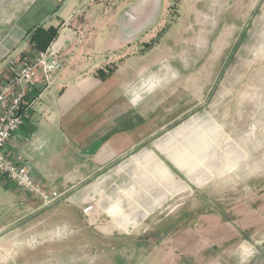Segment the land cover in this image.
Here are the masks:
<instances>
[{"label":"rangeland","instance_id":"rangeland-1","mask_svg":"<svg viewBox=\"0 0 264 264\" xmlns=\"http://www.w3.org/2000/svg\"><path fill=\"white\" fill-rule=\"evenodd\" d=\"M104 1L148 22L108 78L158 84V131L67 196L92 215L0 209V264H264V0Z\"/></svg>","mask_w":264,"mask_h":264},{"label":"crops","instance_id":"crops-1","mask_svg":"<svg viewBox=\"0 0 264 264\" xmlns=\"http://www.w3.org/2000/svg\"><path fill=\"white\" fill-rule=\"evenodd\" d=\"M116 6L121 11L124 4ZM105 7L104 0H0V80L7 75L9 58L37 56L30 43L33 30L60 27L49 47L53 82L48 86L44 69L38 70L24 125L5 154L14 161L22 159L37 183L64 197L137 152L158 131L145 123V109L153 103L149 95L158 84H142L128 99L113 95L118 82L108 78L118 71L111 66L114 56L137 40L148 22L134 13L111 15ZM109 95L113 97L107 100ZM7 181L0 175L3 212L25 207L27 215L42 208L32 207V196Z\"/></svg>","mask_w":264,"mask_h":264},{"label":"built area","instance_id":"built-area-1","mask_svg":"<svg viewBox=\"0 0 264 264\" xmlns=\"http://www.w3.org/2000/svg\"><path fill=\"white\" fill-rule=\"evenodd\" d=\"M52 50L38 52L37 56L28 58L13 57L7 60V75L0 80V175L12 182L16 187L39 201L43 207H50L59 202L67 201L54 190H49L37 183L31 176L30 169L23 164L22 159L14 161L5 154L8 143L25 122V112L31 105L27 102L29 92L35 86V79L40 68L45 71V82L50 86L49 58ZM94 211L92 204L85 205L82 209L84 215Z\"/></svg>","mask_w":264,"mask_h":264},{"label":"trees","instance_id":"trees-1","mask_svg":"<svg viewBox=\"0 0 264 264\" xmlns=\"http://www.w3.org/2000/svg\"><path fill=\"white\" fill-rule=\"evenodd\" d=\"M59 29L60 27L54 28L51 27L49 29H44L42 27L36 28L33 30L30 34V43L33 46V50L37 52H43L46 51L51 44L57 39L59 35ZM149 46V44H148ZM147 46V47H148ZM102 78L106 77V74H101ZM32 96V95H30ZM33 98V97H31ZM28 99V97H27Z\"/></svg>","mask_w":264,"mask_h":264},{"label":"water","instance_id":"water-1","mask_svg":"<svg viewBox=\"0 0 264 264\" xmlns=\"http://www.w3.org/2000/svg\"><path fill=\"white\" fill-rule=\"evenodd\" d=\"M49 62H51V61H53V59L52 58H49V60H48Z\"/></svg>","mask_w":264,"mask_h":264}]
</instances>
